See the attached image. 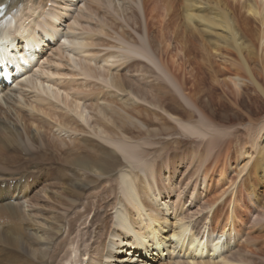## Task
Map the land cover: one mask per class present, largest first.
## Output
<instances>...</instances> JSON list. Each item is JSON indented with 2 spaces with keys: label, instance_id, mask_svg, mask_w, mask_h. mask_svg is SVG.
<instances>
[{
  "label": "rangeland",
  "instance_id": "374dc122",
  "mask_svg": "<svg viewBox=\"0 0 264 264\" xmlns=\"http://www.w3.org/2000/svg\"><path fill=\"white\" fill-rule=\"evenodd\" d=\"M67 1L25 0L22 4L24 7L18 12V17H20L19 24L25 27L28 26L29 20L27 21L26 17L28 15L26 14H28V9H33L36 15L34 20L37 23L42 22L45 27L53 25V18L62 14L61 8ZM87 1L79 0L76 6L69 10L66 9L60 19L61 22L55 25V40L53 42L45 41L41 54L37 57L38 59L33 61L31 68L26 73L18 75L14 82L6 87L7 90L0 94V174L14 177L24 173L23 176H26L31 168L32 171L30 172L37 173L41 168L47 167V164L51 163L50 158L56 161L54 156L51 155L49 157L43 153L47 141L55 146H59L60 142L63 145L66 143V147H71L72 141L76 140V137L77 139L96 141L103 149L90 142L88 147L97 153H104V149L115 153L123 166L134 170V173H138L140 168L143 167L145 170L149 169V174H154V180L149 179L148 181L152 188L155 187V184L159 186L160 195L163 194V197H161L163 199L162 202L166 201L165 203L169 204V207L166 208L168 213L164 215L165 217L167 216L166 225H174L176 223L178 226L192 228L196 224L195 227L197 226L199 235L195 238H197L198 242L210 243L212 249L217 250L215 254L213 250L208 254H204V262L221 264L227 260L229 264L255 263L251 261V258H260L261 254H263L261 247L258 246V239H260L258 237L260 236L255 231L251 229L250 231L246 230V232H222L220 229L230 222V218L228 219L227 217L231 210L229 208H231L233 197H237L238 202L245 203L251 207L245 210L239 206L237 213L241 218L248 214L246 211H249L250 215H248V218L250 219L247 222L249 223L255 218L257 225L264 226L263 223H259V221L264 220V205L255 207L252 198L249 205L248 199L245 198L246 193L248 194V189L245 191L242 182H240V174H242L247 160L243 159L240 152L235 153L238 151L235 150L238 147H240V150L246 151V131L251 126L250 120L264 121L263 98L249 89L243 90L239 94L238 99L223 95L220 89H216L211 93L203 89L202 93L199 92L201 95L198 97L197 107L195 108L191 104L197 99V96H194L196 93L189 86L187 90L189 93L185 91V94L191 99L190 105L179 94L174 92L172 85L166 80H163V85L171 93H165V95L164 93L145 89V93L148 94H145L147 99L143 97L144 100H141L136 94L132 95L128 92H120L111 88L108 85L109 76L108 78L96 76L92 80L79 76L81 75L79 72L80 67L92 72L97 66H103V64L99 63L100 59L114 54L116 58L113 61L117 60L116 62L119 63L115 64V68L110 70L109 74L121 75V79L126 78L124 79L126 81L129 76L130 79L132 76L138 78L142 74L141 72L135 73L133 71L128 74V70L121 71L119 68L121 62H130L128 59L144 61L143 59H137L139 57L135 58L131 51L133 49L118 40L117 36L121 33V29L118 32H113L112 29L108 28L102 30L99 24L94 25L96 22L95 18L90 17L89 19L81 18L86 25H82L83 28L79 29H83L86 32L88 26L92 23L91 33L81 35L79 29L74 28V17H84L87 14L84 6ZM110 1L113 3L117 17L113 12H110L115 16L116 21L109 24L118 21L116 24L119 28L122 26L124 33L131 35L135 39L141 37L147 48H149L147 42H151L155 55L158 50L159 53H163L166 47H169L168 54L165 57L166 62L170 66L172 64L177 69H181L180 71L184 70L182 66L183 60H180V44L173 37L170 16L164 15V5L162 3L156 4V1L153 0ZM141 2L144 4L145 16L140 11ZM178 5H180V1L174 5V8L178 9ZM178 10L182 14V11ZM132 11H136L139 18L131 14ZM112 18V16L106 17V19ZM125 20L128 22V26ZM34 31L35 36H40L39 27H34ZM190 41L197 46L196 40L190 38ZM109 46H114V48ZM195 57L194 52V59H196ZM144 62L146 66L157 73L155 67H153L154 65ZM185 69L186 71L188 70L187 66ZM105 71L99 72L105 75ZM51 74L54 75L52 76ZM144 75L147 76L146 74ZM149 79L152 81L146 79L145 84L149 86L155 83L153 78ZM33 80H36V82H33ZM28 81L30 87L27 85ZM38 81L42 84L39 85ZM168 83L170 86H167ZM81 84H85V86L81 87ZM93 84H96V86L92 87ZM98 87L104 94L108 95L104 98L100 94V96L98 95L99 99H92L89 96V91L93 88L96 91L94 93H100L101 91ZM31 88H34V90ZM151 95L158 98L157 100L161 104L163 103L164 111L157 108L155 105L157 100L153 101L150 98ZM18 96L21 101H19ZM110 97L114 103H117L115 106L112 103L109 104ZM9 98L11 100L6 102ZM133 104L136 106V112H140L142 116L135 114L127 116L129 119L126 121V125L130 129L128 134L120 133L119 130H116V133L117 131L118 133L113 139L100 138L94 130L92 131L89 128L88 124L92 121L87 119L89 116H98L106 121L104 114H100L97 110L98 108H95L96 106H102L101 108L111 106L115 111L126 116L123 110ZM139 106L146 110L142 111ZM83 108H85L84 113L82 111ZM39 118L46 123L37 121L40 120ZM64 118L65 122L62 123ZM115 120L117 119H113L116 123ZM213 137L219 138V140L211 143L209 148H213L216 145L213 150L220 151L218 147L222 145L221 142L224 143V139L232 140V147H229L230 149L228 150L220 151L219 155L213 152L212 156H205L204 150L208 148L207 144L213 140ZM42 138H45L43 144L40 142ZM178 144L184 146L176 148ZM254 144L264 146V133L256 136ZM190 146L193 148H190ZM247 146L250 147L249 142ZM121 150H128L133 158L131 160L126 159L124 151L122 152ZM149 161L151 163L147 165ZM69 176V174H66L63 178L60 176L53 178L52 183H62L51 187L52 191H59L57 195L51 194L49 190L44 192L40 184L31 185L32 179L30 177L26 178L25 181L23 180L31 187L32 192L29 200H21L19 202L22 204L19 203L18 205L17 195L14 193L10 196L11 204L19 206L20 215L25 221L22 225L25 228L28 227L34 232L38 229L47 230L46 225L50 224L56 228L61 227L60 232L56 233L53 239L51 251L55 250L56 243L65 239L68 222L75 217V212L82 209L81 206L72 205L70 199L62 196L64 194H62L60 189L66 185H71L67 179ZM169 176L172 179V188L165 184L169 183L167 180ZM89 182L85 186L94 188L93 190L90 188L84 193V198H82L81 202L85 204L87 201L93 203V195L98 192L103 194L104 190L106 191L107 187L110 186L109 184V186L104 187V184L98 180L94 183ZM15 183V180H13L12 184L15 185ZM97 186L98 190L96 189ZM258 188L260 191L262 190V187ZM180 201L183 206L182 208L180 206L178 210L177 204ZM151 204L154 205V202ZM220 206H223L224 210L217 211L215 216H213L215 210ZM39 209L44 210L41 217L37 216ZM114 212V209L111 211L109 208L106 209V213L111 218L112 223L114 222ZM158 213H161L160 210H158ZM90 219L91 215L87 217V223ZM199 221L201 222L199 223ZM111 222L109 223L111 224L109 230L113 232L115 227ZM247 228L251 227L247 225ZM73 229V235L69 237L70 240L81 230L78 227V223L72 227ZM110 231L103 241L105 246L103 251L104 264H178V262H181V258L178 260L175 257L176 250L173 245L175 239L172 238V234L165 236L164 231L163 235H159V240L165 239L167 242L166 247L161 249L163 259L152 262L150 259L158 253L155 248H149L146 255H143V252L140 254L132 252V250H129L128 254L125 255L124 239L121 240L123 237L120 238V245L116 239L114 242L116 246L109 247L112 240H114V237L110 236ZM206 233H210L208 239H204L202 235ZM167 237L170 243L167 241ZM244 243L251 244L249 247L244 248ZM215 244L217 245L216 247L213 246ZM66 249H68V246L62 249L54 264H59V260ZM173 252L174 254H172ZM109 254L117 256L116 260L108 259ZM168 254L171 256L170 260L167 258ZM193 255L195 256V254ZM243 257L245 259H242ZM210 259L212 260L210 261ZM223 259L224 262L221 261ZM262 261L264 262V258Z\"/></svg>",
  "mask_w": 264,
  "mask_h": 264
},
{
  "label": "bare ground",
  "instance_id": "6f19581e",
  "mask_svg": "<svg viewBox=\"0 0 264 264\" xmlns=\"http://www.w3.org/2000/svg\"><path fill=\"white\" fill-rule=\"evenodd\" d=\"M153 1H156V4L162 3L164 5V15L170 16L173 37L180 44H178L180 48V60H183L182 66L184 70L180 71L181 69H177L172 64L170 66L166 62L165 57L168 54L169 47H166L163 53H159L158 50L156 56L151 42H147L149 47L147 48L141 37L135 39L131 35L124 33L122 26L120 28L117 26L116 23L118 21L109 24L110 22H115V16L117 17L115 8L112 5L113 3L110 0H88L84 4L87 14L84 17H74V28H83L82 25H86L83 19H89L90 17L95 18L96 22L94 25L99 24L102 30L108 28L112 29L113 32H118L121 29V33L117 36L118 40L133 49L131 51L135 58L139 57L137 59H143L147 63L154 65L153 67H155L157 73L146 66L142 60L128 59L130 62H121L119 66L120 70H128V74H131L132 71L135 73L141 72L142 75L138 78L132 76L131 79L130 76H127L128 80L125 81L124 79L126 78L121 79V75L109 74L110 70L115 68V64L119 63L116 62L117 60L113 61L116 56L110 54L100 59L99 63L103 64V66H97L92 72H88L86 69L80 67L79 72L81 75L79 76L91 80L96 76L100 78H108L109 76L108 85L111 88L117 89L120 92H128L132 95L136 94L141 100H144V98L147 99L148 94L145 93V89L164 94L171 93L163 85V80H166L172 85L175 90L174 92L179 94L190 105L189 102L191 99L185 94V91L188 92L189 86L196 93L194 96H197V99L191 104L195 108L197 107L198 97L201 95L199 92L202 93L203 89L210 91V93L216 89H220L223 95L234 99H238L239 94L243 90L249 89L259 94L264 100V0ZM178 1H180V5L177 7L182 11V14L178 9L174 8V5ZM24 2L25 0H0V63L4 64V62L10 61L15 66L17 72L14 74V80L18 75L26 73L31 68L33 61L38 59L37 57L41 54L45 41L53 42L55 40V25L61 22L60 19L66 9L69 10L73 6H76L79 0H68L61 8L62 14L53 18L54 24L47 25V27L42 22L37 23L34 20L36 15L33 9H28V14H26L28 15L26 17L27 21L29 20L28 26L25 27L19 24L20 17H18V12L24 7L22 5ZM140 11L145 16L143 2H141ZM110 12H113L115 16ZM131 14L139 18L136 11H132ZM107 16H112L113 18L106 19ZM125 23L127 26L129 25L126 20ZM91 25L92 23L88 26L86 32L83 29H79L81 35L91 33ZM36 26L40 28V36L38 37L35 36L34 31V27ZM190 38L197 41V46L191 43ZM109 47L114 48V46ZM37 49L38 52H36ZM194 52L196 59H194ZM186 66L188 68L187 71L185 69ZM99 71H105V75ZM149 78H153L155 83L148 86L145 84V80H150ZM33 82H36V80H33ZM38 84L40 85L42 83L38 81ZM27 85L29 86V81ZM84 86L85 84H81V87ZM94 86L96 84L92 85V87ZM98 88L100 89V87ZM31 89L34 90V88ZM4 90H7L6 85L0 83V94ZM100 91V93H94L96 91L92 88L89 91V96L96 100V98L99 99L100 94L104 98L108 95L104 94L101 89ZM150 98L153 101L158 99L153 97V95ZM10 100L11 98L6 102ZM109 100V104L112 103L114 106L117 104L112 101L113 99L111 97ZM19 101H21L20 98ZM162 104L158 100L155 103L157 108L163 110L164 107ZM101 107L96 106L95 108H98L97 110L100 114H104L103 116L106 121L98 116H89L87 118L92 120L88 124L89 128L92 131L94 130L100 138L107 137L108 139H113L118 133V131L116 133V130H119L120 133L128 134L130 129L126 125V121L129 119V115L135 114L142 116L140 112H136V106L134 104L129 105L126 110H123L126 116L121 115L118 111L111 108V106L106 108ZM139 108L142 111L146 110L141 106ZM84 109L82 110L83 113L85 111ZM114 118L117 119L115 120L116 123L113 121ZM37 121L43 122L42 119ZM64 122L65 118L62 120V123ZM250 123L251 126L246 131V151L240 150V147H238L239 149L236 148L235 150L238 151L235 153L240 152L243 159L247 160L245 168L242 174H240L242 186L245 191L248 189V194L246 193L245 198L248 199L249 205L250 199L252 198L255 207H260L262 204L264 205V146L255 145L254 141L256 136L264 133V121L250 120ZM44 139L42 138L40 140L41 144H43ZM218 140L219 138L213 137V140L207 144L208 148L204 150L205 156H212L213 152L219 155L220 151L228 150L230 149L229 147H232V140L224 139V143L221 142L222 145L218 147L220 151L213 150L216 145L213 148H209L211 143ZM89 142L95 143V146H100L96 141L77 139V137L76 140L74 139L72 141L71 147H66V143L63 145L62 142H60L59 146H55L47 141L43 153L49 157L51 155L54 156L56 161L50 158L51 163H48L47 167L41 168L37 173L30 172L32 171L31 168L28 170L29 173L26 176H23L24 173L15 175L14 177L0 174V264H54L59 253L67 246L68 249L65 250L63 256L60 258L59 264H104L103 251L105 246L103 241L110 231L111 225L109 224L111 218L106 213V209L108 208L110 211L115 210L113 214L114 222H111L115 228L113 232L110 231V236L114 237V240H112L109 247L116 246L114 244L116 239L118 244L124 239V247L126 248L125 255L128 254L127 252L129 250L139 254L143 252V255H146L149 248H155L158 253L150 261L157 262L163 259L161 249L166 247L165 245L167 243L165 239L159 240L158 237L159 235H163L162 233L165 231V236L172 234V238L175 239L173 241L174 249L176 250L175 257L178 260L181 258V262H178V264H215L203 261L204 254H208L211 250L215 254L217 250L212 249L210 243L198 242L197 238H195L199 235L197 226L195 227L196 224L192 228L178 226L176 223L174 225H166L167 216L165 217L164 215L168 213L166 208L169 207V204L165 203L166 201L162 202L163 199L161 197H163V194L160 195L158 185L155 184V187L152 188L148 180H152L154 174H149V169L145 170L142 167L138 173H134V170L123 166L115 153L107 149H104V153H97L88 147ZM248 142L250 143V147L247 146ZM183 146L178 144L176 148ZM100 148L102 147L100 146ZM121 151H124L126 159L131 160L133 158L128 150ZM150 163L151 161L147 165ZM66 174L70 175L67 179L71 185H66L60 189L62 194H64L62 196L70 199L72 205L81 206L82 209L75 212V217L69 221L70 225L68 222L65 239L56 243L55 250L51 251L53 239L56 233L60 232L61 227L56 228L50 224L46 225L47 230L38 229L37 231L35 230L36 232H32V229L30 230L28 227L25 228L22 225L25 221L20 215L18 205L19 203L22 204L19 201L29 200V197L31 198V187L24 182L26 178L31 177V185L35 186L40 184L44 192L49 190L51 194L57 195L59 191L56 190L54 192L51 187L52 185L58 186L62 183H52V180L57 176L63 178ZM13 180L16 182L15 185L12 184ZM97 180L102 182L104 187L109 186V184L110 186L107 187L106 191L104 190L103 194L102 192H98L93 195V203L89 201L86 204L81 202L82 198H84V193L90 188L92 190L94 188L85 186V184L89 181V183H94ZM167 180L169 183L165 184L172 188V179L170 176ZM98 186L96 187L97 190L99 189ZM258 187H262V190L260 191ZM14 193L17 195L18 205H12V200L10 202V196ZM42 200L44 201V199ZM121 200L122 202H120ZM152 202H154V205L151 204ZM181 204V201L177 204L178 210L180 206L182 208L183 204ZM239 206L245 210L249 207L245 203L238 202L237 197H233L231 208H229L231 210L227 217L228 219L230 218V222L229 224L226 223L220 230L222 232H246V230L250 231L251 229L255 231L260 236L258 237L260 238L258 239V246L261 247L263 254H261L260 258L255 259L252 257L251 261L255 262L253 264H264L262 261L264 258V226L257 225L255 218L248 223L247 220L250 219L248 218V215H250L249 211H246L248 214L241 218L237 213ZM158 210L163 214L158 213ZM220 210H224L223 206L218 207L213 213V216ZM43 211V209H39L37 216L41 217ZM90 215L91 219L87 223V217ZM77 223L81 230L70 240L69 237L73 235L74 231L72 227ZM259 223L264 224V220L259 221ZM247 225L251 228H247ZM202 235L204 239H208L210 233ZM121 237L123 238L120 240ZM167 241H170L168 237ZM250 244L244 243L243 247L247 248ZM213 246L216 247L217 245L215 244ZM167 256L170 260L171 256L169 254ZM116 258L117 256L108 255V259L116 260ZM242 259L245 258L243 257ZM221 261L224 262V259ZM221 264H229V261L226 260V262Z\"/></svg>",
  "mask_w": 264,
  "mask_h": 264
}]
</instances>
